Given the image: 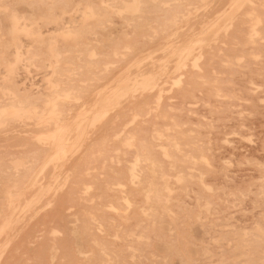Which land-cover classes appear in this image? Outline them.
<instances>
[{"label":"rangeland","instance_id":"1","mask_svg":"<svg viewBox=\"0 0 264 264\" xmlns=\"http://www.w3.org/2000/svg\"><path fill=\"white\" fill-rule=\"evenodd\" d=\"M0 264H264V0H0Z\"/></svg>","mask_w":264,"mask_h":264},{"label":"bare ground","instance_id":"2","mask_svg":"<svg viewBox=\"0 0 264 264\" xmlns=\"http://www.w3.org/2000/svg\"><path fill=\"white\" fill-rule=\"evenodd\" d=\"M259 1H261V0H259ZM263 1V0H262ZM132 2V1H131ZM171 2V1H170ZM225 2V1H224ZM253 2V1H252ZM248 3V2H247ZM256 3V2H255ZM254 3V4H255ZM168 4V3H167ZM253 4V5H254ZM259 4H260V2H259ZM263 4V3H262ZM166 5V4H165ZM257 5V4H256ZM138 6H139V3H138ZM251 6H252V4H251ZM260 6V5H259ZM203 7V6H202ZM249 7V6H248ZM138 8V7H137ZM217 9H218V7H217ZM249 9H250V7H249ZM132 10V9H131ZM221 10V9H220ZM251 10H253L252 8H251ZM134 11V10H133ZM246 11V10H245ZM254 11V10H253ZM132 12V11H131ZM219 13H220V11H218ZM242 12V11H241ZM248 12H250V11H248ZM196 13V12H195ZM207 14V13H206ZM216 14V13H215ZM245 14V13H244ZM247 15H249V13L247 14ZM251 15V14H250ZM213 16H214V14H213ZM242 16V15H241ZM249 18H250V16H249ZM195 19H197V18H195ZM209 19V18H208ZM259 19V18H258ZM254 20H257V15H256V19H254ZM209 21V20H208ZM73 23V22H72ZM254 23V22H253ZM257 23V22H256ZM175 24H176V21H175ZM232 25V24H231ZM252 25V24H251ZM256 25V24H255ZM186 26H187V24H186ZM185 26V27H186ZM211 26V25H210ZM184 27V26H183ZM183 27H182V29H183ZM184 27V28H185ZM253 27H255L254 25H253ZM252 27V28H253ZM249 28V27H248ZM181 29V30H182ZM250 30H252L251 28H250ZM175 32V31H174ZM252 32L253 33H255L253 30H252ZM225 33V32H224ZM249 33H251V32H249ZM173 34V33H172ZM251 35V34H250ZM170 36V35H169ZM253 36H255L254 34H253ZM143 37V36H142ZM147 37H149V36H147ZM251 37H252V35H251ZM250 37V38H251ZM224 40H226V38L224 39ZM219 43V42H218ZM224 45V44H223ZM126 48V47H125ZM92 50V49H91ZM129 50V49H128ZM211 50V49H210ZM191 52L192 51H188V50H186L185 51V53L183 54V57H184V59L185 60H187V59H190V57H191ZM88 53H90V52H88ZM91 54V53H90ZM160 54V53H159ZM88 55V54H87ZM87 55H86V57H87ZM122 55V54H121ZM198 55V54H197ZM89 56V55H88ZM90 58H91V56H90ZM253 58V57H252ZM197 59H199V57L197 58ZM235 59V58H234ZM240 59V58H239ZM132 60H135V59H133L132 58ZM236 60H237V58H236ZM241 61V60H240ZM197 62V61H196ZM191 63V62H190ZM223 63V62H222ZM225 63V62H224ZM110 64V63H109ZM193 64V63H192ZM191 64V65H192ZM102 66H104L103 64H102ZM175 66H176V64H175ZM193 66H194V64H193ZM198 66V65H197ZM190 67H192V66H190ZM195 67H196V65H195ZM192 68H194V67H192ZM197 68H199V67H197ZM141 73V72H140ZM203 79V78H202ZM78 82H80V81H78ZM81 83H82V81H81ZM174 83V82H173ZM214 83V82H213ZM139 85L142 87V88H145L146 87V85H144V84H142V83H139ZM149 84H147V86H148ZM159 86V85H158ZM160 87V86H159ZM157 88V87H156ZM140 89V88H139ZM154 89V88H153ZM162 89V88H161ZM159 90V89H158ZM63 91V90H62ZM152 91V90H151ZM65 92V91H64ZM158 92V91H157ZM161 92V91H160ZM56 93V92H55ZM134 93H136V92H133V94ZM54 94V93H53ZM97 94V93H96ZM126 95V94H125ZM57 96V95H56ZM65 95H63V97H64ZM68 96V95H67ZM141 96V95H140ZM66 97V96H65ZM133 97V96H132ZM157 97V96H156ZM155 97V98H156ZM226 97V96H225ZM69 98V97H68ZM160 98V97H159ZM51 99H52V97H51ZM67 99V98H66ZM54 100V99H53ZM155 100V99H154ZM157 100H161V99H157ZM25 101V100H24ZM56 101V100H55ZM158 102V101H157ZM156 102V103H157ZM50 103H51V101H50ZM56 105V104H55ZM17 106V105H16ZM157 106V105H156ZM6 108H7V106H6ZM19 108H20V106H19ZM19 108H18V111H21V110H19ZM157 108V107H156ZM21 109H23V107H21ZM150 109V108H149ZM172 110V109H171ZM17 112V111H16ZM60 112V111H59ZM86 112V111H85ZM36 113V112H35ZM47 113V112H46ZM50 114V113H49ZM62 114H63V112H62ZM16 115H18V114H16ZM15 115V116H16ZM132 115H134V114H132ZM38 116H39V114H38ZM60 116V115H59ZM68 116V115H67ZM82 116V115H81ZM106 116V115H105ZM19 117V116H18ZM28 117V116H27ZM40 117H41V115H40ZM132 117V116H131ZM16 118H17V116H16ZM19 119V118H18ZM36 119H38V118H36ZM131 119H133V118H131ZM40 120V119H39ZM73 120V119H72ZM76 120V119H75ZM107 120V119H106ZM130 122H131V120H129ZM74 122V121H73ZM72 122V123H73ZM82 122V121H81ZM94 122V121H93ZM93 122H90V124H92ZM80 123V122H79ZM96 123V122H95ZM95 123H93V125L95 124ZM104 123V122H103ZM89 124V125H90ZM125 124V123H124ZM30 125V124H29ZM62 125V124H61ZM65 125V124H64ZM77 125H79V124H77ZM126 125H127V123H126ZM92 126V125H91ZM242 126V125H241ZM22 127V126H21ZM49 127V126H48ZM122 127H124V126H122ZM126 127V126H125ZM176 127V126H175ZM58 129H66V128H64V127H60V128H58ZM68 130V129H67ZM169 130V129H168ZM65 131V130H64ZM121 131H122V129L120 130V133H121ZM39 132V131H38ZM153 132V131H152ZM155 132V131H154ZM157 132V131H156ZM155 132V133H156ZM65 134V133H64ZM72 134V133H71ZM128 134V133H127ZM158 134V133H157ZM157 134H155V135H157ZM161 134V133H160ZM118 135V134H117ZM112 136H114V135H112ZM132 136H133V134H132ZM132 136H130L129 138L130 139H132ZM37 137V136H36ZM158 137H160L159 135H158ZM38 138V137H37ZM78 138V137H77ZM131 141V140H130ZM67 142V141H66ZM91 142V141H90ZM124 142H127L126 140H124L123 141V144H124ZM122 143V142H121ZM128 143V142H127ZM43 144V143H42ZM130 144V143H129ZM125 145V144H124ZM177 146V145H176ZM130 147H131V145H130ZM157 147V146H156ZM159 147V146H158ZM162 147V146H161ZM161 147H160V149H161ZM163 148V147H162ZM164 150H166L165 148H164ZM176 150V149H175ZM54 154H57V153H54ZM59 155H60V152H59ZM83 155V154H82ZM91 155H93V154H91ZM166 155V154H165ZM53 156V155H52ZM58 156V155H57ZM163 156V155H162ZM60 157V156H59ZM202 157V156H201ZM52 158V157H51ZM54 158H58V157H54ZM53 159V158H52ZM51 159V160H52ZM137 159V158H136ZM203 159V158H202ZM193 160V159H192ZM204 160V159H203ZM194 161H197V160H193V162ZM50 162V161H49ZM53 162V161H52ZM137 162V161H136ZM206 162V161H205ZM128 163V162H127ZM130 163V162H129ZM131 163H133L134 164V161L133 162H131ZM132 164V165H133ZM50 165H51V163H50ZM15 167V166H14ZM48 167V166H47ZM17 168V167H16ZM132 168H133V166H132ZM47 169V168H46ZM187 169V168H186ZM129 170H131V169H129ZM191 170V169H190ZM133 171H134V169H133ZM64 172V171H63ZM129 172V171H128ZM132 171H130V173H131ZM179 174V173H178ZM131 175V174H130ZM135 175V174H134ZM134 175L132 174V176L134 177ZM45 177H47V176H45ZM131 177V176H130ZM135 178V177H134ZM173 178V177H172ZM177 178V177H176ZM175 179V178H174ZM68 180V179H67ZM130 181H132V180H130ZM65 186V185H64ZM52 187V186H51ZM166 190V189H165ZM15 195V194H14ZM12 199H14V198H12ZM37 199V198H36ZM166 200V199H165ZM207 205V204H206ZM205 205V206H206ZM71 208V207H70ZM73 208V207H72ZM207 210V209H206ZM78 212V211H77ZM91 217V216H90ZM258 228H260V226L258 227ZM104 229V228H103ZM261 230V229H260ZM257 231V230H256ZM258 232V231H257ZM262 232V231H261ZM258 233H260V232H258ZM132 236V235H131ZM172 236V235H171ZM128 237V236H127ZM183 263H184V261H183Z\"/></svg>","mask_w":264,"mask_h":264}]
</instances>
